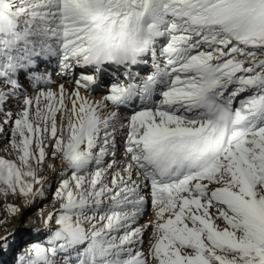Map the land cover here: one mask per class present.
Instances as JSON below:
<instances>
[{
	"label": "snow or ice",
	"instance_id": "6c2138e0",
	"mask_svg": "<svg viewBox=\"0 0 264 264\" xmlns=\"http://www.w3.org/2000/svg\"><path fill=\"white\" fill-rule=\"evenodd\" d=\"M0 264H264V0H0Z\"/></svg>",
	"mask_w": 264,
	"mask_h": 264
},
{
	"label": "bare ground",
	"instance_id": "6f19581e",
	"mask_svg": "<svg viewBox=\"0 0 264 264\" xmlns=\"http://www.w3.org/2000/svg\"><path fill=\"white\" fill-rule=\"evenodd\" d=\"M3 259H4V260H8L9 258H8V257H4Z\"/></svg>",
	"mask_w": 264,
	"mask_h": 264
}]
</instances>
